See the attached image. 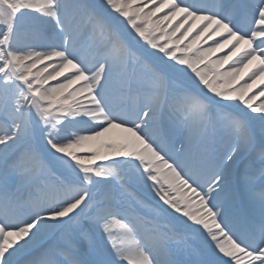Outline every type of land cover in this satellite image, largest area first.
<instances>
[{"label":"snow or ice","instance_id":"obj_1","mask_svg":"<svg viewBox=\"0 0 264 264\" xmlns=\"http://www.w3.org/2000/svg\"><path fill=\"white\" fill-rule=\"evenodd\" d=\"M0 264H264V0H0Z\"/></svg>","mask_w":264,"mask_h":264}]
</instances>
